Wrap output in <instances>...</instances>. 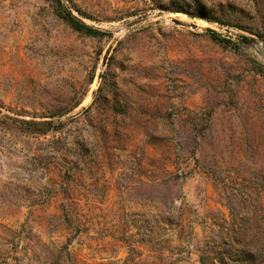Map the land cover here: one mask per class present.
Instances as JSON below:
<instances>
[{"label":"rangeland","instance_id":"374dc122","mask_svg":"<svg viewBox=\"0 0 264 264\" xmlns=\"http://www.w3.org/2000/svg\"><path fill=\"white\" fill-rule=\"evenodd\" d=\"M223 261L264 264V0H0V264Z\"/></svg>","mask_w":264,"mask_h":264},{"label":"trees","instance_id":"16d2710c","mask_svg":"<svg viewBox=\"0 0 264 264\" xmlns=\"http://www.w3.org/2000/svg\"><path fill=\"white\" fill-rule=\"evenodd\" d=\"M80 14H82V12L79 9H76ZM60 14L62 15V17L67 20L70 25L76 29L77 31H86L92 34H98L99 32H96L94 30L88 29L84 24H82L73 14L71 11H66V10H60ZM213 37L216 39V36L213 35ZM231 254V251L229 252ZM245 256H248V262L252 263L254 262V258L255 255L252 251H249L245 254ZM261 257H263V254H260ZM223 264H225V262H222Z\"/></svg>","mask_w":264,"mask_h":264}]
</instances>
